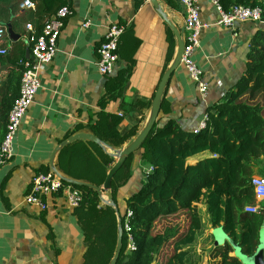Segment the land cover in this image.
Wrapping results in <instances>:
<instances>
[{"label":"crops","instance_id":"crops-1","mask_svg":"<svg viewBox=\"0 0 264 264\" xmlns=\"http://www.w3.org/2000/svg\"><path fill=\"white\" fill-rule=\"evenodd\" d=\"M158 1L166 9L171 22L181 26V18L185 20L186 13L179 1ZM198 2L202 22L211 26L202 30L200 49L194 59L208 83L209 97L201 99L195 83L180 66L167 86L157 120L159 126L175 120L185 132H195L209 109L221 103L236 87L249 64L251 40L258 31H264V22L246 23L237 26L235 36L232 31L214 25L220 16L210 0ZM68 7L71 15L58 41V54L42 72L41 88L16 134L13 158L0 166V264H84L87 248L75 210L68 207L63 197L57 196L46 199L47 210L38 212L26 202L32 180L53 169L68 178L61 168L69 163L77 166L81 170L77 173L84 178L94 177L97 183L102 182L105 170L92 171L94 163L89 157L95 149L91 141H83L63 151L69 145L65 144L68 137L82 133L93 135L89 125L96 122L103 111L122 120L118 127L121 135L136 126L139 134L174 56L171 55L176 47L174 33L149 1L70 0ZM27 18L20 17L13 28L15 35L19 36L15 42H20L26 58L29 51L26 25H32L37 31L38 28L42 30L45 23ZM87 21L91 26L85 29L83 25ZM111 23L123 25L127 31L120 41L116 72L111 78H105L98 72L97 50ZM3 44L12 50L13 41L9 40V35ZM8 58L10 61L6 59L0 67H6L0 73V117L4 111L10 110L12 104L13 89L8 85V78L19 71L18 56L12 53ZM126 69H133V73L126 89L121 91L111 80ZM14 88L15 95H18V87L14 85ZM4 130L0 120V143ZM102 148L113 158L119 151L108 146ZM80 152L84 153V160L78 156ZM139 154H135L130 181L118 191L121 214L127 210V200L143 187L149 170L142 165ZM209 157L210 152L199 154L189 158L187 165L194 166ZM255 175H258L257 170ZM260 208L263 211L264 203ZM263 236L264 229L260 240ZM196 239L194 244L186 247L190 256L193 250L198 255L208 251L204 252L202 264H214L220 260H212L209 256L215 248L210 221ZM199 239L207 241L199 242ZM231 256L236 257L235 253Z\"/></svg>","mask_w":264,"mask_h":264},{"label":"trees","instance_id":"trees-1","mask_svg":"<svg viewBox=\"0 0 264 264\" xmlns=\"http://www.w3.org/2000/svg\"><path fill=\"white\" fill-rule=\"evenodd\" d=\"M23 1L0 0V26L15 28L20 17L26 16L38 23H46L70 2L30 0L36 4V9L27 13L20 8ZM218 1L226 12L236 6L259 7L264 4V0ZM41 31V28L37 29L38 35ZM12 53L18 56L19 71L7 81L13 95L10 110L4 111L0 117L5 128L4 137L10 111L18 96L15 95L14 85L18 87V94L20 90V63L26 60L20 42H13L9 55L0 57L1 65L6 59L10 61L8 57ZM132 73L133 69L121 70L111 82L118 90L124 91ZM207 115V127L198 134L185 132L175 120H169L164 126H159L158 121L138 151L142 165L152 167L153 171L146 176L148 181L143 183L141 190L127 200V209L134 213L131 233L137 250L127 253L128 241L124 232L117 264H190V252L186 247L194 244L203 227L197 208L200 203L206 206L212 228L223 229L232 241L210 251L212 260L220 259L214 264H243L237 257L231 256L235 253L233 245H237L245 256L252 257L257 252L264 229V209L260 215H249L244 209L247 205L256 204L250 183L255 170L264 177V31H258L252 38L249 64L236 87L225 95L221 103L212 106ZM121 121L103 111L97 121L89 125V129L109 148L121 150L139 131L136 126L121 135L118 130ZM70 138L72 135L68 140ZM82 143L73 142L63 151ZM90 143L95 149L89 157L94 163L92 171L96 173L102 168L106 172L102 182L97 183L94 177L84 178L79 174L81 170L69 163L61 169L74 182L100 187L115 159L100 145ZM205 152H210L211 157L194 166L187 165L189 158ZM135 154L126 160L112 180L113 199L117 207L118 191L132 177ZM78 156H82L83 160L85 158L82 152ZM72 185L83 195V203L75 210V215L87 248L84 264H111L118 241L115 211L102 204L96 190L86 185ZM120 215L124 226V214Z\"/></svg>","mask_w":264,"mask_h":264},{"label":"built area","instance_id":"built-area-1","mask_svg":"<svg viewBox=\"0 0 264 264\" xmlns=\"http://www.w3.org/2000/svg\"><path fill=\"white\" fill-rule=\"evenodd\" d=\"M138 1L145 2L149 0ZM178 1L184 7L186 13V42L180 66L184 68L190 79L195 83L201 99L206 100L209 97L208 83L204 79V73L196 63L194 57L200 49L202 30L209 29L211 25L202 22L201 8L198 0ZM210 2L220 16L219 21L214 25L232 31L235 36H237L238 25L264 22V4L259 7L236 6L231 11L226 12L218 0H210ZM20 8L22 10L35 11L36 4L30 0H24ZM70 15V8L63 7L47 20L40 35H38L32 25L26 26L30 56L29 59L26 58V60L20 63L22 69L20 90L9 114L4 140L0 144V166L13 158V145L16 134L41 88V78L44 68L53 63L58 54V41L65 28V22ZM90 26V21H87L84 23L83 28L87 29ZM126 31L127 28L118 23H111L109 25L97 50L99 55L97 66L101 76L111 78L115 74L120 61V41ZM7 35V28L0 26V57H7L11 51L10 47L3 44ZM208 120V115H206L204 121L194 133L198 134L206 129ZM152 171L153 168H149L146 176L150 175ZM250 183L254 191L256 204L247 205L244 212L249 215H260L262 212L260 205L264 203V177L253 175ZM57 196L63 197L68 207L73 210L78 209L83 203L82 193L75 189L72 183L66 182L62 173L53 169L47 174H39L33 178L26 202L31 207L36 208L38 212H44L48 208L46 199ZM133 215L134 213L130 209H127L124 213L125 224L124 226L122 224L123 236L124 232L127 235V253L137 250L134 237L131 233Z\"/></svg>","mask_w":264,"mask_h":264},{"label":"water","instance_id":"water-1","mask_svg":"<svg viewBox=\"0 0 264 264\" xmlns=\"http://www.w3.org/2000/svg\"><path fill=\"white\" fill-rule=\"evenodd\" d=\"M149 2L154 7L156 12L161 16L163 21L172 29L174 36H175L176 47H175V54L173 56V59L170 62L168 68L166 69L160 81L152 108L146 118L144 127L141 130V132L137 136H135L128 145H126L123 149L119 150L116 153V155L114 156V158L116 159V164L109 171L103 186L96 187V186H92L89 184H82V183L74 182L73 180L68 179L64 176V179L66 180V182L77 184V185H86L89 188L96 190L99 193L102 199V202L110 206L115 211L117 221H118V241H117V250H116L115 256L111 264L118 263V260L120 258L121 251L123 248V226H122V220H121L119 208L117 207L113 199L112 180L115 174L122 168L126 160L132 154H135L140 150V148L142 147V145L144 144V142L150 135L151 131L154 129L157 123V120L159 118L160 112H161V107H162V103L165 97L167 86L170 82L171 77L179 69L181 65V58H182V55L185 49V42H186L185 20L181 18V26H175L169 19V15L166 9L160 4L158 0H149ZM7 30H8L10 41L15 42L17 41V39H19V36L15 35L11 25L7 27ZM29 56H30V51H27V59H29ZM4 68L2 69L0 68V73L2 72V70H4ZM76 141H91V142H94L100 145L101 147L106 146L103 142H101L94 135L86 134V133L73 136L65 144H71ZM145 181L147 182L148 179L146 178ZM214 238H215V247L223 246L226 242L232 243V241L228 238V236L224 234L223 232L219 233L216 236L214 235ZM233 247L235 250L236 257L243 264H264V236L260 240V246L258 247L257 252L252 257L243 255L240 248L237 245H233Z\"/></svg>","mask_w":264,"mask_h":264},{"label":"rangeland","instance_id":"rangeland-1","mask_svg":"<svg viewBox=\"0 0 264 264\" xmlns=\"http://www.w3.org/2000/svg\"><path fill=\"white\" fill-rule=\"evenodd\" d=\"M103 203V202H102ZM104 204V203H103ZM119 204V203H118ZM197 208H199V215H200V218L202 219V223H203V227H202V229L204 228V229H206V227H207V224H208V222L210 221L208 218H207V211L205 210L206 208H205V206L202 204V203H200L198 206H197ZM205 223H204V222ZM224 233L225 234V232L223 231V229H221V228H216V229H214V235L216 236V235H218L219 233ZM197 240V239H196ZM201 241V239H199V242ZM205 241H207V240H205L204 239V241H201V242H205ZM194 249V248H193ZM193 252V255L192 256H190L191 258V263L190 264H194V262L197 260V261H199V262H197V264H202L203 263V261L205 260V254H204V252H207L208 253V251H202L201 252V255H198L197 254V252H196V250L194 251H192ZM194 252H196V253H194ZM202 260V261H201ZM189 261V260H188ZM189 263V262H188ZM209 264V263H208Z\"/></svg>","mask_w":264,"mask_h":264}]
</instances>
